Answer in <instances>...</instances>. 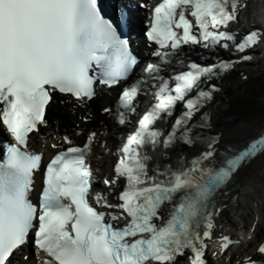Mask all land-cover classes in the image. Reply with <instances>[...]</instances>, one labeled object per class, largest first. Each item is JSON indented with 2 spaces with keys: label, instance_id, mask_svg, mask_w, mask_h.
Segmentation results:
<instances>
[{
  "label": "snow or ice",
  "instance_id": "obj_1",
  "mask_svg": "<svg viewBox=\"0 0 264 264\" xmlns=\"http://www.w3.org/2000/svg\"><path fill=\"white\" fill-rule=\"evenodd\" d=\"M138 7L148 10L144 35L154 46L140 77L122 35L131 25L126 4L109 13L101 0H0V264H208L209 241L219 242L214 255L242 243L216 233V200L264 158V131L242 148L221 150L206 109L220 91L212 81L251 60L264 30H231L246 0H143ZM189 46L240 55L185 62ZM98 88L120 89L115 107L101 114L128 130L122 142L110 144L114 135L102 130H90L82 145L65 135L45 164L31 141L48 126L50 106L59 96L87 107ZM108 157L101 176L94 161ZM237 264H264V242Z\"/></svg>",
  "mask_w": 264,
  "mask_h": 264
},
{
  "label": "bare ground",
  "instance_id": "obj_2",
  "mask_svg": "<svg viewBox=\"0 0 264 264\" xmlns=\"http://www.w3.org/2000/svg\"><path fill=\"white\" fill-rule=\"evenodd\" d=\"M143 2V0H139ZM152 0H147L150 2ZM256 5L251 4L250 0H246L248 7L242 11L246 16L243 23L239 22L237 26L240 29L244 27H264V0H256ZM254 5V6H253ZM264 48V43H263ZM246 76L247 79L242 77ZM108 93V92H107ZM107 93L100 95L92 102L93 105H87L85 109L75 108L72 103H61L62 99L56 100L53 104L54 109L68 115L73 120L78 130L87 128L90 130H102L106 135H114V139H110V144L121 143V139H116V136L127 134V130H117L111 127V122L102 115L95 112V107L109 106L111 96ZM114 94L113 91L109 94ZM263 99L259 100V97ZM214 101L220 104L222 115L232 117L230 122L217 124L212 126L211 132L219 133L221 136V147L224 144H243L250 137H253L264 128V57L258 63L251 66H241L238 73L231 72L228 77L221 81V90L215 94ZM256 105V107H255ZM92 115V120L87 125L78 120L80 115ZM246 123H253L246 129L243 137H239L240 131ZM247 126V125H246ZM245 126V127H246ZM47 132L50 135H59L62 130L54 124ZM240 133V132H239ZM241 134V133H240ZM114 159L108 157L99 161H94V164H99L102 171L100 175L104 176L108 170L109 165ZM238 189L223 196L225 200L219 215L216 218L217 224L228 223L232 226L238 225L242 231L246 227H255V234L249 242H243V246L238 254L231 259V264L237 262L238 257L252 254L256 245L264 240V158H259L246 168L237 179ZM229 211H233L235 219H231L228 215ZM234 220V221H233ZM237 223V224H236ZM227 228V227H226ZM221 233V231H218ZM229 233V232H226Z\"/></svg>",
  "mask_w": 264,
  "mask_h": 264
},
{
  "label": "rangeland",
  "instance_id": "obj_3",
  "mask_svg": "<svg viewBox=\"0 0 264 264\" xmlns=\"http://www.w3.org/2000/svg\"><path fill=\"white\" fill-rule=\"evenodd\" d=\"M250 1H251V4H254V5H256L255 3H257L256 0H253V1L250 0ZM254 5H253V6H254ZM255 107H256V105H255ZM53 108H54V107H53ZM55 110H56V109H55ZM56 111H57V110H56ZM65 116H66V117H69L68 115H65ZM252 124H253V123H246L247 126L245 125L246 127L244 126L240 131L238 130V134H236V135H238L239 137H240V136L243 137V136H244L243 134H245L244 131H245L246 129H249V128H250L249 126H252ZM248 125H249V126H248ZM239 132H240L241 134H240ZM228 215L231 217V219H235V218H234V215H233V211H229ZM246 228H249V227H246ZM243 242H244V241H243Z\"/></svg>",
  "mask_w": 264,
  "mask_h": 264
}]
</instances>
